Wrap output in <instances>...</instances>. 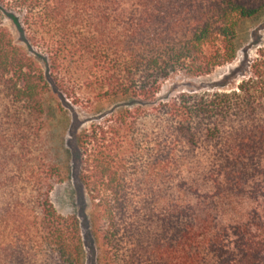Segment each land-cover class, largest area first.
<instances>
[{
  "label": "trees",
  "instance_id": "trees-1",
  "mask_svg": "<svg viewBox=\"0 0 264 264\" xmlns=\"http://www.w3.org/2000/svg\"><path fill=\"white\" fill-rule=\"evenodd\" d=\"M2 14L25 47L0 21V98L27 121L21 143L36 160L30 206L0 216V264H87L82 218L52 199L74 173L75 123L96 264H264L259 29L239 82L236 67L207 89L160 95L174 77L234 62L264 0H0Z\"/></svg>",
  "mask_w": 264,
  "mask_h": 264
},
{
  "label": "rangeland",
  "instance_id": "rangeland-1",
  "mask_svg": "<svg viewBox=\"0 0 264 264\" xmlns=\"http://www.w3.org/2000/svg\"><path fill=\"white\" fill-rule=\"evenodd\" d=\"M0 21L11 31L15 42L19 45L25 47L21 40V34L17 29L16 25L12 20L6 15L0 16ZM264 17L259 21L249 24L245 30L241 33V44L240 50L236 60L228 65L219 67L216 71L211 74L180 79L174 77L163 84L162 91L160 95L165 97L174 93V91L185 90V89H196L201 91L207 89L208 85L222 79L225 75H229L236 67H239L240 71L237 74L238 82L244 78V71L247 69V62L241 64L243 49L248 46L251 42L250 33L256 29H259V35L261 42L264 43ZM261 27V28H260ZM256 49L253 47L250 51V58L255 56ZM236 76V75H235ZM2 103L0 109V216L6 212L8 209H12L13 203H21L23 205L30 206L32 200V186L29 179L26 177L24 171H28L30 165L35 163V152L33 154L26 150L27 146L21 143V134L18 125H24L27 121L20 123L15 116V108H10V113H6L5 105L6 103L0 98ZM80 112V118L85 119L89 115L85 111L78 108ZM75 123L71 128L70 133H68L67 138L69 142L67 143V148L69 147L73 153L74 162V173L70 181L64 184L58 185L53 193L52 199L57 209L63 214L76 213L80 215L83 222L84 238L86 243V263L96 264L94 245L90 237L89 223L86 216L89 209L86 208V199L84 191L80 185L78 178V168L76 159V136L80 132L82 126ZM56 141L54 143L55 148L60 146V139L57 135L55 136ZM29 148V147H28ZM33 150V147H31ZM23 156V157H22ZM17 210V209H16ZM23 216L21 210L12 212L9 218L14 221ZM1 258H4V254L0 253ZM2 260V259H1Z\"/></svg>",
  "mask_w": 264,
  "mask_h": 264
}]
</instances>
